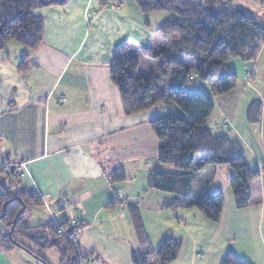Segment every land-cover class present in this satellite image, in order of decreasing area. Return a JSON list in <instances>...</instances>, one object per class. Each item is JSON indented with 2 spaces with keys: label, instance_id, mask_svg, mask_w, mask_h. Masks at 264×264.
Masks as SVG:
<instances>
[{
  "label": "crops",
  "instance_id": "obj_1",
  "mask_svg": "<svg viewBox=\"0 0 264 264\" xmlns=\"http://www.w3.org/2000/svg\"><path fill=\"white\" fill-rule=\"evenodd\" d=\"M198 1L211 7L208 0ZM250 2L258 6L251 17L264 29V5ZM33 13L43 21L40 45L31 50L9 41L0 52V163L15 173L4 186L12 193L36 191L43 200L42 210L28 211L25 224L53 221L75 227L80 264H136L131 253L138 250L150 253L149 264H157L152 253L170 238L180 246L175 259L165 264H222L229 251L250 264H264L263 123L248 122L243 133L226 126L230 111L222 110L220 100L233 89L222 99L213 97L208 127L214 135L242 144L245 161L260 172V203L236 209L227 185L220 218L212 222L194 206L170 207L175 195L147 187L152 170L173 172L156 160L160 141L149 121L177 110L160 104L127 112L109 68L114 50L128 44L139 71L149 75L153 68L146 69L138 49L159 44L156 30L166 16L144 14L134 0H68ZM263 50L264 44L253 63L230 59L228 68L246 84L256 81ZM115 169L124 171V181L110 183ZM222 170L229 178L225 167L213 165L196 173L192 197L223 193L213 185ZM132 208L145 242L137 236ZM2 224L0 220V264H35L30 254L35 253L22 241V247L7 248ZM7 251L15 252L16 263Z\"/></svg>",
  "mask_w": 264,
  "mask_h": 264
},
{
  "label": "trees",
  "instance_id": "obj_2",
  "mask_svg": "<svg viewBox=\"0 0 264 264\" xmlns=\"http://www.w3.org/2000/svg\"><path fill=\"white\" fill-rule=\"evenodd\" d=\"M67 1L0 0V52L9 41L36 49L42 41L43 21L33 12L43 7L62 6ZM134 2L144 14L168 13L156 30L159 44L138 49L142 58L154 60L153 71L149 75L141 73L133 48L124 44L113 52L110 78L129 113L160 104L179 110L177 116L165 113L149 121L160 141L156 160L173 172L152 170L147 187L175 195L170 207L194 206L204 218L217 222L224 202L222 192L204 194L198 199L191 194L195 174L213 165L227 169L228 186L236 209L260 203L259 169L247 164L239 141L225 134L214 135L208 127V120L214 111L213 97L236 86L237 75L228 68V61L253 63L264 44V29L239 6L214 9L198 0ZM258 2L264 5V0ZM24 65L22 62L20 68ZM192 79L204 83L208 93L201 90L187 92L185 86ZM247 121L251 124L262 121L264 131V106L258 109L251 104ZM11 176L14 177L15 173L9 166L0 168V220L8 228L3 237L7 248L22 247L19 239H25L42 249H57L61 264H80L78 243L71 238L75 227L61 224L62 231H58L53 221L34 227L26 225L25 214L33 207L42 206L43 200L38 192L25 188L10 192L4 182ZM125 178L122 169L113 170L109 177L110 183L122 182ZM12 184V181L8 182V185ZM135 211L132 208L134 227L138 238L145 242ZM47 236L52 239L48 240ZM179 246L177 240L166 239L152 255L157 264H165L175 259ZM148 255L150 253L138 250L131 253V258L136 264H149ZM222 264L250 263L229 251Z\"/></svg>",
  "mask_w": 264,
  "mask_h": 264
},
{
  "label": "rangeland",
  "instance_id": "obj_3",
  "mask_svg": "<svg viewBox=\"0 0 264 264\" xmlns=\"http://www.w3.org/2000/svg\"><path fill=\"white\" fill-rule=\"evenodd\" d=\"M208 1H209V4H211V7L214 9H218V8H222V7H227L229 9H231L234 6H239L244 10L246 15L253 16V17H255V14L253 12H255L257 10L256 7H258V6H255V4H252L250 2V0H208ZM251 1H254V0H251ZM159 13L165 15L166 16L165 18L168 17L167 12H159ZM142 60L147 63L146 69H148L150 67V65L155 63L154 60L151 58H142ZM258 70H259V74L257 76L256 81L252 80L251 83H249V84H246L245 81H243L237 77V84L233 88V90L231 92H229V94H228L229 96H227L228 98H223L224 100H220L221 104H223L222 110L225 111L227 109L230 111V114L232 113V115L229 114L227 117L228 125H226V126H229L232 129L233 133L236 132V128L239 129L242 133H243V130H245L247 128V124H248L247 111H248V108L250 107L251 104L254 103L255 106L258 107V109H262L264 106V50L261 52V54L259 55V58H258ZM248 79H250V78H248ZM192 83H194V81H189L186 84L185 89L187 90V92L191 93V92L200 90V89L196 88L195 86H193ZM202 85L205 87V89L207 90L206 92L208 93V89H207L206 85L204 83H202ZM222 97H226V96L223 95L220 97V99H222ZM225 99H229V100H227V101H229V105H228V103H226ZM172 107H174V106H172ZM174 109L177 110V115H178L179 110L176 107H174ZM233 113H234V115H233ZM170 114L177 116L174 112H170ZM232 121H234V122H232ZM159 167H161V166H159ZM227 178H228V175H226L225 170H222V171H217L216 176L213 180V185L218 186L219 189L223 190V193H222L223 197H224V194L226 193V187L228 185V182L226 181ZM227 189H228L227 191H229V192L231 191L229 186ZM34 209L42 210V208L40 206L34 207ZM27 213L25 214L24 222L28 224L29 223V217L27 216ZM1 226L3 228V232H5L7 234L8 228L4 224H2ZM47 239L51 240L52 237L47 236ZM19 241L20 242L22 241L31 250H33V253H35V255H39L41 257H44L45 259L47 258L49 263L61 264L60 263V259H61L60 254L57 251V249H55L54 247L42 249L39 246H36L33 243L29 242L28 240L19 239ZM3 248L4 247H2V249ZM4 253L9 255V259L10 260L12 259V262H14V263L17 262V260H15V258H17V256L14 254L15 252L7 251ZM30 254L32 255V256L31 255L30 256L33 257L32 261H34L35 264H45L42 261V259L36 257L32 253H30Z\"/></svg>",
  "mask_w": 264,
  "mask_h": 264
},
{
  "label": "built area",
  "instance_id": "obj_4",
  "mask_svg": "<svg viewBox=\"0 0 264 264\" xmlns=\"http://www.w3.org/2000/svg\"><path fill=\"white\" fill-rule=\"evenodd\" d=\"M251 74H252V71H251V70L247 71L246 74H245V78H246V79L250 78V77H251ZM2 167H5V165L2 164V163H0V168H2ZM55 224H56V223H55ZM56 227L58 228V231H62V228H61L60 225L56 224ZM77 237H78V236H77L76 231H75V230H72V232H71V238H72V240H73L74 242H77Z\"/></svg>",
  "mask_w": 264,
  "mask_h": 264
},
{
  "label": "water",
  "instance_id": "obj_5",
  "mask_svg": "<svg viewBox=\"0 0 264 264\" xmlns=\"http://www.w3.org/2000/svg\"><path fill=\"white\" fill-rule=\"evenodd\" d=\"M4 206H5V204H4ZM10 232H11V230L9 231V234H10Z\"/></svg>",
  "mask_w": 264,
  "mask_h": 264
},
{
  "label": "bare ground",
  "instance_id": "obj_6",
  "mask_svg": "<svg viewBox=\"0 0 264 264\" xmlns=\"http://www.w3.org/2000/svg\"><path fill=\"white\" fill-rule=\"evenodd\" d=\"M34 208V207H33ZM3 239V238H2ZM10 245V244H9ZM10 247V246H9ZM12 248V247H11Z\"/></svg>",
  "mask_w": 264,
  "mask_h": 264
}]
</instances>
